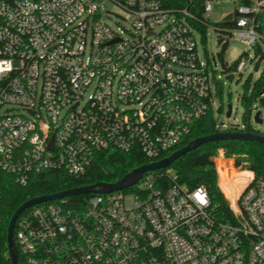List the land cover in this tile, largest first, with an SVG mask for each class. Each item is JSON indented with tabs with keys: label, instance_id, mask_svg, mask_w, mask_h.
Segmentation results:
<instances>
[{
	"label": "built area",
	"instance_id": "obj_1",
	"mask_svg": "<svg viewBox=\"0 0 264 264\" xmlns=\"http://www.w3.org/2000/svg\"><path fill=\"white\" fill-rule=\"evenodd\" d=\"M219 1L202 0L207 24ZM225 1L231 36L264 53V0ZM107 3L130 28L103 18ZM188 17L162 0H0V171L24 186L44 170L79 177L109 148L153 161L175 149L218 96ZM247 172L223 193L229 218L204 185L159 187L154 172L84 209L32 205L15 225L19 264H264V175Z\"/></svg>",
	"mask_w": 264,
	"mask_h": 264
},
{
	"label": "trees",
	"instance_id": "obj_2",
	"mask_svg": "<svg viewBox=\"0 0 264 264\" xmlns=\"http://www.w3.org/2000/svg\"><path fill=\"white\" fill-rule=\"evenodd\" d=\"M162 2L166 8L179 12L187 11L192 16L188 17V21L198 29L201 34V40L205 42L208 24L205 19L203 20L202 0H162ZM230 25V18H224V20L214 23V27L218 32L226 31L229 33L228 28ZM220 43L223 44V48L219 56L221 61H223L228 44L226 41L223 43L222 39ZM256 51L258 56L259 54L264 56L260 47H257ZM238 64L239 62H237L235 67ZM246 86L247 89H250L251 78L247 80ZM263 88L264 71L260 79L251 88V93L249 95L244 94L242 98L245 114L251 113L253 101L257 100L258 94ZM261 101L264 102V98ZM191 130L192 132L175 149L159 156L155 160L170 155L176 149L193 141L196 137L218 132L222 129L217 127L216 120L210 109L208 115L193 122ZM251 131L254 130L251 129ZM219 148H224L227 156H233V161L237 168L251 170L257 177L264 175V142L229 139L213 140L177 158L170 167L155 171L154 175L157 178V185L159 187L173 185V178H175V182L186 184L189 188L204 185L208 190L213 205L217 207L218 213L225 218H229L230 207L218 185L216 164L213 161V155L216 154ZM153 160L145 157L137 149L122 152L109 148L98 152L86 172L79 177L70 176L62 170H44L32 174L30 181L24 186L18 184L12 175L0 171V186L2 189V197L0 199V264H12L8 254V227L16 209L27 199L73 187L92 185V183L117 181L124 177L127 172ZM233 173L242 181H245L248 175L246 171L244 173L233 171ZM132 189L134 190L136 187ZM92 195L94 194H79L66 198L74 202L83 201L84 209L86 200Z\"/></svg>",
	"mask_w": 264,
	"mask_h": 264
},
{
	"label": "rangeland",
	"instance_id": "obj_3",
	"mask_svg": "<svg viewBox=\"0 0 264 264\" xmlns=\"http://www.w3.org/2000/svg\"><path fill=\"white\" fill-rule=\"evenodd\" d=\"M107 9L111 12L110 17H107L105 10H102L103 18L106 19L113 27H126L130 28L127 12L113 3H107ZM234 3L230 1H219L212 5L211 11L207 14L208 29L206 32L205 42H199V53L201 60L209 63L210 69L214 72L216 82L213 85L214 93L217 92L218 96L215 97L213 107L211 109L217 123V127L222 130H227L236 126L243 128L249 124V128L253 129L260 134H264V102L261 94H258L257 100L253 101L251 106V113L245 114V106L242 102L244 94H250L256 81L260 79L264 71V56L257 55L255 47L248 46L241 43L237 38L231 36L230 32H218L214 27V23L224 20L226 15L232 12ZM201 36V35H200ZM223 43L226 41L228 47L225 51L223 61H221L219 53L222 51ZM245 60V68L242 74L238 73L235 65L237 62ZM251 78L250 89H247L246 82ZM232 104V115L227 116V106ZM261 111L262 122L255 121V115ZM224 152V157L222 156ZM214 164H216L217 181L221 191L226 197V191L223 190L221 185V171L222 168L228 169L230 162H233V156L226 155L224 148H219L215 155H213ZM234 164V163H233ZM231 174L233 171L236 173L247 172V169L237 168L228 169L227 172ZM238 182L240 179L237 178ZM245 181H242L244 183ZM229 183V182H228ZM231 186V184H227ZM132 193H128L127 199L131 201ZM228 198V197H227Z\"/></svg>",
	"mask_w": 264,
	"mask_h": 264
},
{
	"label": "water",
	"instance_id": "obj_4",
	"mask_svg": "<svg viewBox=\"0 0 264 264\" xmlns=\"http://www.w3.org/2000/svg\"><path fill=\"white\" fill-rule=\"evenodd\" d=\"M227 116L230 117L232 115V104L229 103L227 106ZM255 121L258 123L262 122L261 111H258L255 115ZM248 140L262 143L264 142V134L251 131L247 124V128L244 131L240 130H227V131H218L212 132L208 135L199 136L193 139V141L187 143L186 145L176 149L173 153L168 156L159 158V160L143 163V165L134 168L133 170L126 173L124 177L117 181H109V182H97L92 183V185H83L78 187H73L65 190H61L58 192H54L51 194H43L39 196H34L27 199L23 202L14 212L10 219L9 227H8V254L12 264H19V251L14 241V230L16 221L19 215L28 207L49 201L60 199L64 197L79 195V194H107L112 191L125 190L128 187H132L143 179V176L148 172H155L163 168H168L177 160V158L182 155L192 151L193 149L198 148V146L208 143L213 140ZM52 146V145H51Z\"/></svg>",
	"mask_w": 264,
	"mask_h": 264
},
{
	"label": "bare ground",
	"instance_id": "obj_5",
	"mask_svg": "<svg viewBox=\"0 0 264 264\" xmlns=\"http://www.w3.org/2000/svg\"><path fill=\"white\" fill-rule=\"evenodd\" d=\"M237 176L235 175V173H229V171L227 172V169L225 168H222V171H221V185H222V187H223V190L224 191H226V196L227 197H231V193H233V192H235V190H236V187H238L239 185H240V183H242V180H240V182H238V181H236V185H235V188L232 186H228V188H227V184H229L228 183V181H229V179H235V180H237Z\"/></svg>",
	"mask_w": 264,
	"mask_h": 264
}]
</instances>
